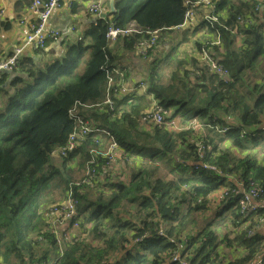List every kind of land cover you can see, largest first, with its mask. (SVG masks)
<instances>
[{
  "label": "trees",
  "instance_id": "16d2710c",
  "mask_svg": "<svg viewBox=\"0 0 264 264\" xmlns=\"http://www.w3.org/2000/svg\"><path fill=\"white\" fill-rule=\"evenodd\" d=\"M197 1L115 0V11L68 38L65 52L55 61L43 64L36 57H23L12 74H1L0 258L5 264H35L47 258L55 239L46 234L44 243L38 240L47 228L44 197L54 195L48 205L64 198L71 183L67 163L76 160L84 167L78 172L81 181L86 170L96 172L92 185L77 191V217L81 227L92 225L94 239L69 246L61 264H181L172 261L175 253L184 264H253L258 254L264 256V207L242 212V193L231 192L239 184L244 189L259 186V198L264 199V16L260 25L255 23L264 4L221 0L212 15L227 12V19L213 26L202 24L213 34L219 31L225 51L217 58L230 76L220 77L217 87H206L204 81L192 88L179 74L172 84L161 85L150 75L149 92L171 110L167 120L197 109L205 135L192 124H183L178 132L147 126L142 111L148 106L139 111L135 104L118 114V83L110 93L114 109L105 104L109 74L117 68L109 30L137 24L140 31H172L184 23ZM227 28L238 29L240 46ZM121 37L132 50L142 35ZM203 49L207 47H198L199 52ZM8 75L10 86L4 88ZM75 106L82 120L109 131L125 153L150 161L133 170L130 180L109 172V179L116 180L110 183V190L113 184L115 189L110 195L100 190L109 161L91 154L100 141L89 136L67 157L57 152L78 126L70 116ZM175 107L180 109L177 114ZM53 157L60 162L54 163ZM160 168L168 169L166 175L158 174ZM222 187L229 193L212 217L196 233L185 234L191 215L207 214L214 204L211 195ZM125 202L134 207L132 213L124 210ZM162 229L164 235H159Z\"/></svg>",
  "mask_w": 264,
  "mask_h": 264
},
{
  "label": "crops",
  "instance_id": "0c3cea01",
  "mask_svg": "<svg viewBox=\"0 0 264 264\" xmlns=\"http://www.w3.org/2000/svg\"><path fill=\"white\" fill-rule=\"evenodd\" d=\"M212 1L217 4L221 0ZM256 1L261 5L264 4V0ZM32 2L33 0H0V60L7 59L16 49L20 48L23 49L22 58L36 57L43 64L53 62L65 52L68 38L74 39L92 24L94 19L88 12L92 3H99L106 16L109 15L111 11V0H62L61 8H59L49 20V27L59 31L62 38L58 42L48 44L45 49L40 50L43 51V53L37 56V52L28 48L26 45V34L40 22L39 15L30 9ZM213 11L214 10L205 3L195 5L192 8V17L185 20L181 26L172 31L159 32L158 46L147 56H141L136 47L132 50H127L125 48V37H120L114 42L112 47L114 66L126 70L125 77L121 81L125 93L118 95V99L115 100V105L119 111L118 114H123L126 109L131 108V106L135 104H139V111L144 109L143 107L148 106L142 113H146L151 108L156 99L148 90L150 75L152 74L155 75V79L159 80L161 85L172 84V78L179 74L183 79V83H187L192 88L203 85L204 81L206 82V87H217L220 77L215 75L206 65L199 62L200 55L197 51L199 46L207 45L216 58L219 53L225 54L222 44L218 45L215 34L211 33L206 26L202 25L205 18L211 15ZM222 15L223 19L226 20L228 13L224 12ZM263 16L264 12H260L255 23L260 25ZM136 26L134 24L131 25L132 28H137ZM72 27H75L74 31H72ZM240 45L241 42L238 43L236 41L235 46ZM10 81L11 77L9 76L7 82L3 85L4 88L10 86ZM1 101H3V97L0 93V103ZM179 111L180 109L178 107H175L173 110L175 114L179 113ZM198 122L200 123L198 110H190L189 108L186 112L179 113L166 129L178 132L183 124L188 126L192 124L197 133L205 135V128L201 127ZM235 124H238V122ZM227 145L230 146V144ZM232 152L235 155L239 154L238 149L234 147ZM122 153L123 152L120 150L117 151L116 163L109 166L110 170L108 169V173L103 174L102 183L104 187L100 190L105 194L110 195L112 190L113 192L115 191L113 187L114 184L111 187L112 190H110V183L116 181L109 179V172H112V170L114 174L119 177L121 176L123 179L130 180V173L134 169L124 164ZM53 162L60 161H57L56 158L53 157ZM122 165L130 171L128 176L125 172V168H122ZM67 166L70 170V182L73 181V178H82V174H78V172L81 173L84 168L82 160L69 161ZM121 177L120 179H122ZM223 191L224 189L220 190V194L219 192H214L211 195V200L214 204L206 216L212 217L213 211L219 205L215 197H219L222 201ZM124 210L132 213L134 207L125 202ZM125 217L129 218V215L127 214ZM90 229L92 231V225L87 223L84 228L82 227L81 229H73L68 225L61 226L59 231L61 236L65 239V243H67L69 239L82 240L87 235L93 238ZM224 248L225 251L232 252L229 250L230 248ZM261 254L264 255V250ZM56 257L57 250H53V252L50 253L49 261L55 260ZM260 257L261 256L258 254L255 261L259 260Z\"/></svg>",
  "mask_w": 264,
  "mask_h": 264
},
{
  "label": "built area",
  "instance_id": "2783aa9c",
  "mask_svg": "<svg viewBox=\"0 0 264 264\" xmlns=\"http://www.w3.org/2000/svg\"><path fill=\"white\" fill-rule=\"evenodd\" d=\"M62 0H35L34 5L32 7V11L39 15L40 22L33 27L31 31L26 34V45L28 48L32 49L33 51H40L47 47L48 42L54 43L61 40L62 36L61 33L57 30L51 29L49 27V20L51 19L52 15L61 8ZM205 3L209 5L211 8H215L214 4L211 0H199L197 1L196 5H200L201 3ZM89 14L94 17L95 19H100L105 17L103 13V9L101 5L97 2L92 3V5L88 9ZM193 12L187 11L186 18L192 17ZM217 17L207 16L206 20H208L211 24L217 21ZM240 23H249V20H244L242 18L238 19ZM75 30V27H72V31ZM132 29H125V30H117V29H110L108 33V39L111 43H114L119 37L127 35L131 33ZM233 33L236 35V41L239 43L242 41V35L238 34V29L235 28ZM158 41L157 32L151 33V37L148 39L143 40L139 47L138 52L141 56H147L149 51L152 50ZM23 56V49H16V51L7 59L0 60V77L1 74L6 73L7 71L13 72L15 67L18 66ZM202 62L207 64V66L211 69L212 72L216 73L219 77L228 78L229 71L219 63V61L211 56L208 51H202ZM115 76H119L120 78L124 77V71L120 69L114 70L112 73L109 74V82H108V93H110L111 89L115 85ZM118 86L121 89H116V92L122 91L121 82L118 83ZM106 104L110 105L112 108V101L109 97L105 102ZM167 112L160 106L154 105L151 110L147 113L144 121L148 125H163L165 124V117ZM72 118L77 122L78 126L74 129L73 133L70 135L68 143L66 146L62 147L59 150V154L61 157H67L69 153L73 152L78 147V142L86 137L93 136L95 137L96 141H100V138L96 135H92V129L90 127V123L88 121L82 120L76 113L73 111L71 112ZM118 148L115 141H112L110 148L105 151H98L93 150L91 154L95 156H100L102 159H108L109 164L114 163V152ZM93 162H91L92 164ZM96 177L95 170L88 169L86 172V178L80 183H74L69 185V189L67 191V195L65 199L53 205L50 208L49 215H48V222L50 226V233L52 234L53 238L56 240V244L58 247L59 255L62 257L64 254L63 248V238L57 228L61 225H70L73 228L80 227V220L77 219L78 216V200L75 197V188L83 186V185H92L93 180ZM262 190L259 186H255L251 189H247L243 200H241V210L242 212L248 211H256L258 206L264 207V199H260V195ZM159 235H164V230L159 231ZM40 241H45L44 236L39 238ZM72 241V239H69ZM184 249V248H182ZM181 252V250H180ZM179 253L173 254L172 261L180 262L184 264L181 260ZM264 256H261L259 260L254 261L253 264H264L263 260ZM43 264H50V263H43Z\"/></svg>",
  "mask_w": 264,
  "mask_h": 264
},
{
  "label": "clouds",
  "instance_id": "9594fccd",
  "mask_svg": "<svg viewBox=\"0 0 264 264\" xmlns=\"http://www.w3.org/2000/svg\"><path fill=\"white\" fill-rule=\"evenodd\" d=\"M212 1V0H211ZM203 3V2H202ZM212 3L214 4V6H215V8H216V3L215 2H213L212 1ZM215 8H212L213 10H215ZM190 11H192V9L190 10ZM214 12V11H213ZM106 16V15H105ZM209 16H212V14L211 15H209ZM214 16H216V15H214ZM218 19H217V21L216 22H213L212 24L208 21V20H206V18H205V23L207 24V25H211V26H213V24L214 23H218V24H220V19L221 18H223V15L221 14V15H219V16H216ZM191 18V17H190ZM93 23L95 22V21H97L98 19H95L94 17H93ZM187 19H189V18H186V14H185V20H187ZM203 22V23H204ZM135 26L137 25V24H134ZM137 28H132L131 26L129 27L130 29H132L133 31L131 32V33H129V34H127V35H131V34H134V33H140V35H142V37L139 39V41H138V43L136 44V49H138V47H139V45H140V43L143 41V40H145V39H148V38H150L151 37V33H154V32H157V36H158V41H157V44H156V46L152 49V50H150L149 51V53L150 52H152L155 48H157V46H158V43H159V31H151V30H145V31H140V27L137 25L136 26ZM207 27V26H206ZM129 28H127V29H129ZM208 28V27H207ZM227 30H229L230 31V33L232 34V35H235L234 33H233V29L232 28H227ZM215 36H216V39H217V42H218V45H221L222 44V39H221V35H220V33H219V31L218 30H215ZM238 34H240V32L238 31ZM127 35H124V36H127ZM235 38H236V35H235ZM51 42H48V44H50ZM111 43V42H110ZM206 47H207V49H203V50H206V51H208V53L209 54H211V56L213 57V58H215V59H217L215 56H213V54L211 53V49L209 48V46H207V45H205ZM202 50V51H203ZM198 51V50H197ZM202 51L201 52H199V55H200V58H199V62L201 63V64H204V65H206L207 66V64H205V63H203L202 62ZM35 52H37V51H35ZM149 55V54H148ZM208 67V66H207ZM209 68V67H208ZM117 69H120V68H115L114 70H117ZM210 69V68H209ZM113 70V71H114ZM121 71H124V77H125V74H126V70H123V69H120ZM211 70V69H210ZM214 73V72H213ZM215 75H217L216 73H214ZM123 77V78H124ZM123 78H120L119 76H115V84L116 83H120L121 81H122V79ZM109 82V81H108ZM108 88H109V86H108ZM108 88H107V96H106V100H107V97H108V94H109V97H110V99H111V101H112V98H111V96H110V93H111V91H110V93H108ZM117 89H121L119 86L117 87ZM112 90V89H111ZM122 93H125V90L123 89V86H122V91H120V92H118V94L120 95V94H122ZM155 102H154V104L151 106V108L156 104V105H158V106H160V107H162L164 110H165V108L159 103V101L157 100V99H155L154 100ZM106 102V101H105ZM112 108H111V110H113L114 109V102L112 101ZM106 104V103H105ZM106 105H108V104H106ZM110 106V105H109ZM111 107V106H110ZM151 109H149L146 113H145V117H146V115H147V113L150 111ZM75 112L76 113V115H78L79 116V113H78V111H77V106H75L71 111H70V116H71V112ZM166 112H167V115H166V117H165V124H163V125H160L159 127H168L171 123H172V121H168L167 120V116L169 115V112L171 111V110H165ZM71 118H72V116H71ZM73 119V118H72ZM145 119V118H144ZM144 119L142 120L143 121V123L144 124H146L147 126H158V125H148L147 123H145V121H144ZM74 120V119H73ZM85 121H88V120H85ZM74 122H75V120H74ZM197 122V121H196ZM199 123V122H198ZM199 125H201V123H199ZM182 127V126H181ZM201 127H203L202 125H201ZM209 127H211V126H209ZM203 128H205V127H203ZM206 129V128H205ZM104 137H107V135H104ZM68 143V142H67ZM110 143H112V142H110ZM116 144H117V146H118V148L115 150V152H114V163H116V161H117V159H116V154H117V151L118 150H120V151H122L123 153L125 152L121 147H120V145L118 144V142L116 141ZM67 145V144H66ZM65 145V146H66ZM62 148V147H61ZM61 148H59L58 149V153H59V150L61 149ZM60 155V154H59ZM63 158V157H62ZM131 158V157H130ZM111 164V163H110ZM87 172V171H86ZM82 182V181H81ZM75 183H80V182H75ZM70 184H74V182H71V183H69L68 184V186H67V190H66V194H65V196H64V198H63V200L65 199V197H66V195H67V191H68V189H69V185ZM82 186H80V187H77V188H75V197L77 198V200H78V206H79V198L77 197V191L79 190V188H81ZM63 200H61L60 202H62ZM60 202H58V203H60ZM58 203H55V204H51V205H48L47 206V208H46V210H47V212L45 213V216H46V218H45V221H46V223H47V228H46V230L44 231L45 233H42L39 237H38V240H39V238L41 237V236H44V238H45V241H46V237H45V235L46 234H51L50 233V226H49V222H48V215H49V211H50V208L53 206V205H56V204H58ZM77 219H79L80 220V227L79 228H73V227H71L70 225H68L70 228H73V229H81L82 227H81V224H82V222H81V219L80 218H78L77 217ZM61 226H65V225H61ZM61 226H59L58 228H57V230L59 231V228L61 227ZM59 233H60V231H59ZM52 235V234H51ZM63 238V237H62ZM55 239V238H54ZM85 239L86 240H88V241H91L92 240V238L91 237H89L88 235L87 236H85ZM63 240H64V242H63V248H64V254H63V256L61 257L60 255H59V252H58V247H57V244H56V240H55V245L53 246V248L51 249V251L48 253V256H47V258L45 259V260H43V261H41L40 263H35V264H43V263H50V264H61V260H62V258L64 257V255H65V251L67 250V248L69 247V246H71L72 244H74L75 242H78V240L79 239H73L72 241H69V242H67V243H65V239L63 238ZM45 241H40L39 240V242H41V243H44ZM53 250H57V257H56V259L55 260H51V261H49V258H50V253L51 252H53ZM181 250H182V248H181ZM0 259H3V258H0ZM0 264H2L1 262H0Z\"/></svg>",
  "mask_w": 264,
  "mask_h": 264
},
{
  "label": "rangeland",
  "instance_id": "374dc122",
  "mask_svg": "<svg viewBox=\"0 0 264 264\" xmlns=\"http://www.w3.org/2000/svg\"><path fill=\"white\" fill-rule=\"evenodd\" d=\"M34 2H35V0H33L32 4L30 6V9H32V7L34 5ZM257 74H260V73H257ZM251 76H252V73L249 72V77H251ZM259 80H260V77H257L255 81H259ZM115 117H117V116H115ZM93 125L90 124V127L92 129V132H91L92 135H96V136H98L100 138V143H99V146L100 147L98 148V150L99 151H102V152H105V151H107L110 148V146H111V143L110 142H112V141H115L116 142V139H115V137L109 131L104 130V129H101V128L94 129V126ZM104 135H107V137H104ZM196 135L199 136V134H196ZM199 142H201V140H199ZM204 155H205V152L201 151V156L204 157ZM122 160H123V162H124L125 165L133 168L134 170L135 169H139V167H140L141 164H145V163L150 162L148 159H144V158H142V157H140L138 155H136V156L135 155H128L125 152L122 153ZM114 164L115 163H111L110 165H114ZM161 167H163V164L161 165ZM122 168H125V167L122 165ZM211 168L214 169V170H216L218 173H221V171L218 170L216 167H211ZM125 172H126L127 176L130 173V171L127 170L126 168H125ZM167 172H168V170L166 168H160L159 171H158V174H161V175L164 176V175H166ZM168 179H172V178L168 177ZM73 180H75V181H72L74 183L75 182H81V179H78V178H73ZM239 186H240L239 189H237V190L231 189V192L233 194H238L240 192L242 193V198L240 199V203H239V205H240L241 204V200H243L247 189H244L242 184H239ZM222 189H224L223 194H222V196L224 198V196L229 193V191H228L227 188L222 187L219 190H217L216 192H219V194H220V190H222ZM53 198H54V195H52V193L47 198L44 197V201L43 202L45 203V205L42 207V210H44L45 208H47V206H48V200H51ZM216 199H217V203H219L221 201V199L219 197L218 198L215 197V200ZM56 203H58V202H56ZM207 217L208 216H206V214H204L203 216L200 213H196V212L194 214H192L191 217H190V219H189V221H191V223L187 225V230H186V233L185 234H188V233H196L197 232V229L203 227L206 224L205 218H207ZM192 221H194V222H192ZM164 232H165V230H164ZM0 262L2 264H5L3 259H0Z\"/></svg>",
  "mask_w": 264,
  "mask_h": 264
},
{
  "label": "water",
  "instance_id": "95a60500",
  "mask_svg": "<svg viewBox=\"0 0 264 264\" xmlns=\"http://www.w3.org/2000/svg\"><path fill=\"white\" fill-rule=\"evenodd\" d=\"M114 2H115V0H111V2H110V7H111L110 13H113L115 11V4H114ZM6 74H12V72L7 71ZM0 88H1V86H0Z\"/></svg>",
  "mask_w": 264,
  "mask_h": 264
}]
</instances>
